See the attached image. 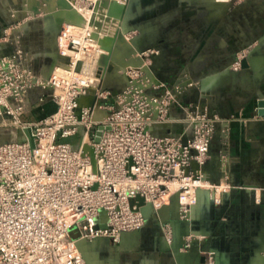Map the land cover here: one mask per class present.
<instances>
[{
    "label": "built area",
    "instance_id": "obj_1",
    "mask_svg": "<svg viewBox=\"0 0 264 264\" xmlns=\"http://www.w3.org/2000/svg\"><path fill=\"white\" fill-rule=\"evenodd\" d=\"M77 11L84 23L63 26L58 50L67 62L50 78L34 74L21 48L0 56V130L31 129L35 139L34 149L29 140L0 145V264H88L79 241L119 244L125 233L145 226L143 208L155 213L173 197L179 218L188 221L198 190L220 192L208 183L203 167L218 123L227 127L231 120L188 110L184 117L174 116L176 93L148 94L163 86L136 68L125 71L129 80L119 94L102 90L96 73L81 70L97 50L92 10ZM34 89L50 90L56 110L25 121ZM179 122L186 142L151 132L153 125ZM80 128L85 133L77 150L62 142ZM162 233L171 245V225L164 224ZM212 257L203 264H214Z\"/></svg>",
    "mask_w": 264,
    "mask_h": 264
},
{
    "label": "crops",
    "instance_id": "obj_2",
    "mask_svg": "<svg viewBox=\"0 0 264 264\" xmlns=\"http://www.w3.org/2000/svg\"><path fill=\"white\" fill-rule=\"evenodd\" d=\"M20 7L15 4V13L24 14L21 30L0 14V56L21 48L34 74L48 79L64 62L53 25H37L44 15L36 16L30 3ZM123 30L134 44L120 40L124 47L115 52L117 41L111 38L116 72L106 76V91L125 90L127 77L118 70L143 63L146 77L163 86L148 94L176 93L174 116L198 111L231 122L218 123L203 167L208 183L220 192L202 189L188 221L179 218L173 200L152 213L141 230L125 233L119 244L79 241L87 263L203 264L213 253L214 264H264V117L258 114V101L264 99V0H128ZM238 62L245 64L237 67ZM50 94L32 90L23 119L29 115L36 122L51 115L56 106ZM184 128L180 122L157 124L151 132L186 142ZM164 224L173 229L171 245L163 239Z\"/></svg>",
    "mask_w": 264,
    "mask_h": 264
},
{
    "label": "rangeland",
    "instance_id": "obj_3",
    "mask_svg": "<svg viewBox=\"0 0 264 264\" xmlns=\"http://www.w3.org/2000/svg\"><path fill=\"white\" fill-rule=\"evenodd\" d=\"M32 1L34 2V4L32 3ZM111 0H0V14L3 16V18L5 19V21L9 22L8 24L10 25V27L15 26V28L19 27L21 30V26L23 25L21 22V18L24 14L20 13H15V4H19L20 7V11L26 9L24 8L27 7L28 3H30V5L35 6V8H42L41 9V14L44 15V18H41L39 20H37V25H40L41 27L44 28V26H46V23L49 22V24L53 25L52 29H51V33L54 34V36H56V30L57 28L55 27V20H56V14L57 12L61 11H70L71 12H76L77 14H79V12L77 11V9H79V11L82 12H86V11H91L92 10V14H91V25L96 29L94 31V36L96 35L99 38H113L117 32H119L120 30V19L121 18V13H122V9H121V13L120 16L118 18L112 15L111 9H109L108 7L110 6H105L111 3H116L121 5V7L123 8L124 2L118 1V0H113V2ZM115 1V2H114ZM218 1V0H215ZM220 2L222 0H219ZM237 0H234V2H236ZM54 2V3H53ZM40 3V4H39ZM121 3V4H120ZM51 4L54 5L52 12H49V10L45 9V7H49ZM69 5H72L73 9L69 8ZM43 6V7H42ZM59 8V10H57V7ZM74 7H77V9H75ZM2 10H5V12H2ZM109 14V16H108ZM37 16V15H36ZM59 16V14H58ZM70 16H68L69 18ZM62 18V17H61ZM94 41L95 40V37ZM128 44V43H127ZM119 49L118 46L115 47V52H117ZM98 51L102 52L101 48H97V50L95 51L93 58H91L89 60V62L91 63V67L88 71H86V73L89 74H94L97 72L98 67H99V61L101 60V58H103L104 53H98ZM27 53V52H26ZM28 54V53H27ZM33 54V53H32ZM113 61V59H112ZM81 70L85 72L83 65H81ZM121 72V71H120ZM110 103H113L112 101H110ZM29 116V115H28ZM28 116L25 117V121H29ZM85 131L84 129L80 128L79 133L77 136L69 138L67 140H64L62 142L64 143H70L72 145V148L77 150L80 146L81 143V139L84 135ZM28 141V138L26 136V134L24 132L18 131L16 129H4L3 131H0V145L5 144V143H24Z\"/></svg>",
    "mask_w": 264,
    "mask_h": 264
},
{
    "label": "water",
    "instance_id": "obj_4",
    "mask_svg": "<svg viewBox=\"0 0 264 264\" xmlns=\"http://www.w3.org/2000/svg\"><path fill=\"white\" fill-rule=\"evenodd\" d=\"M72 7H73L72 5H69L70 9H73ZM56 8H57V10H59L58 6ZM33 12L35 13V15H39V14H41V9L38 8V7L34 8ZM125 12H126V4L123 5V8H122V15H121V18H120L121 21H120V29H119L120 31L117 32V34L114 36V38L121 39L122 41H124V42L128 43L129 45L133 46V44H134L133 38L129 39V41H128L127 38H126L127 34L123 30V20H124ZM108 16H109V14H108ZM83 23H84V18L80 14H78V16H75V17L73 15H71L69 18L68 17L61 18V17L57 16L56 20L54 22L55 27L57 28L56 33H55L56 37L58 38V36H59V34H60V32H61V30H62V28H63V26L65 24H74V25L81 26ZM93 37H95V40L97 39L96 35L93 36ZM116 46H118V45H116ZM116 46H114V47H116ZM113 48H112V50L109 51V56H103V58H101V60L99 61L98 70L96 72L97 78H99L101 80V89L102 90H106L103 87V83H104V80H105L106 76L107 75H113L114 72H116L113 64L111 63V56L114 53L113 52L114 51ZM142 59L145 61L147 59V57L143 56ZM62 60L65 63L67 62L66 61L67 59L62 58ZM243 64H245V62H243ZM127 68L140 69L145 74V79H147V77H146L147 71L145 70V64H143V63H141V64H131V65H129V67L123 68L121 70V72L122 71L125 72L127 70ZM127 80H129V79L127 78ZM150 80L153 82L152 78H150ZM258 114H259L260 117H264V99L258 101ZM24 133L26 134L32 149H34L35 148V139H34V137L32 135L31 129L25 130ZM101 135H102V132H98L97 133V138L95 139L96 142L100 141ZM200 191H201V189L197 191V194ZM173 200H176V202L178 204V198L177 197H173L171 199V201H173ZM142 211L147 217H149L152 214V212L150 211L149 208H143ZM78 247H79V244H78ZM79 249H80V247H79Z\"/></svg>",
    "mask_w": 264,
    "mask_h": 264
},
{
    "label": "bare ground",
    "instance_id": "obj_5",
    "mask_svg": "<svg viewBox=\"0 0 264 264\" xmlns=\"http://www.w3.org/2000/svg\"><path fill=\"white\" fill-rule=\"evenodd\" d=\"M107 1V0H106ZM112 2H113V0H111ZM110 1V2H111ZM115 2V1H114ZM32 3L34 4V2L32 1ZM54 3V2H53ZM40 4V3H39ZM118 4H119V2H118ZM118 4H116V3H110L109 4V2H108V5H105V6H110V7H108L109 9H111V12H112V15L113 16H115L116 18H117V16H118V18H119V16H120V13H121V9H122V7H121V5H118ZM50 5V4H49ZM43 7V6H42ZM53 7H54V5L53 4H51L49 7H45V9H47V10H49V12H52V9H53ZM58 14H59V16H58ZM122 14V13H121ZM71 15H73L74 17L75 16H78V14L75 12H71V10L70 11H59V12H57V14H56V16H58V17H62V18H65V17H68V16H71ZM117 15V16H116ZM120 19V18H119ZM116 39V38H115ZM121 39H116L115 41H117V45L118 46H120V47H124V46H122V45H120V43H119V41H120ZM111 38H99V37H97V39H96V41H94L93 43H92V46L94 47V48H101L102 49V52L101 51H98V53H104V55L105 56H109V51L110 50H112V49H109L108 48V46L109 45H111ZM115 46V45H114ZM83 67H84V70H85V72L86 71H88L89 69H90V67H91V63L89 62V60H86V61H84L83 62ZM127 65H129V64H127ZM126 65V66H127ZM125 67V66H124ZM123 67V68H124ZM122 68V69H123ZM121 69V70H122ZM121 70H119V71H121Z\"/></svg>",
    "mask_w": 264,
    "mask_h": 264
},
{
    "label": "flooded vegetation",
    "instance_id": "obj_6",
    "mask_svg": "<svg viewBox=\"0 0 264 264\" xmlns=\"http://www.w3.org/2000/svg\"><path fill=\"white\" fill-rule=\"evenodd\" d=\"M229 2H230V3H234V0H229ZM241 65H243V64H241Z\"/></svg>",
    "mask_w": 264,
    "mask_h": 264
}]
</instances>
